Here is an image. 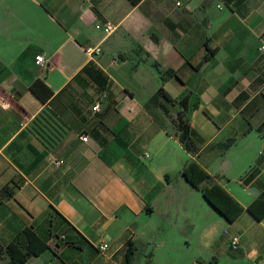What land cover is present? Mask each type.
Instances as JSON below:
<instances>
[{"label": "crops", "instance_id": "obj_1", "mask_svg": "<svg viewBox=\"0 0 264 264\" xmlns=\"http://www.w3.org/2000/svg\"><path fill=\"white\" fill-rule=\"evenodd\" d=\"M102 21L113 29L94 27ZM261 43L264 0H0V188L12 185L0 192V243L29 226L48 247L22 264H136L169 253L179 205L184 222L194 207L204 217L205 238L222 229L223 264H264V215L243 208L228 221L180 173L195 160L243 207L264 187ZM153 60L174 70L161 86L167 112L148 101ZM35 78L52 90L46 101L29 87ZM183 94L193 150L170 129ZM210 211L221 217L211 227Z\"/></svg>", "mask_w": 264, "mask_h": 264}, {"label": "trees", "instance_id": "obj_2", "mask_svg": "<svg viewBox=\"0 0 264 264\" xmlns=\"http://www.w3.org/2000/svg\"><path fill=\"white\" fill-rule=\"evenodd\" d=\"M131 3H136L138 0H129ZM227 5L236 8L242 0H223ZM155 72L159 79V85L149 97V102L154 103L162 108L165 112L167 109L160 101L162 94L163 80L174 74V70L170 67L160 68L156 61H152ZM31 91L40 99L46 101L52 94L50 87L41 78H35L29 85ZM188 95L183 94L178 98L177 102L181 109L177 110L175 116L170 117V129L175 134L176 138L187 150H193L194 145L189 140V125L187 117L184 115L183 109L186 108ZM264 125V120L258 125ZM180 173L184 178L195 188H197L203 198L226 220H233L240 211L245 208L255 218H261L264 215V187L243 207L236 199H234L220 184L215 181H209L208 173L193 159L187 160L181 167ZM205 181V182H204ZM0 192L10 195L12 185H3ZM53 237V235H50ZM49 236V237H50ZM59 236V234H56ZM59 237H63L62 235ZM55 243V242H54ZM53 243V244H54ZM48 247L47 242L41 238L31 227L23 226L16 231L13 237L4 244L0 243V254L4 253L8 264H22L29 256L37 255ZM131 250H126V262H129V254ZM202 264L201 261H197Z\"/></svg>", "mask_w": 264, "mask_h": 264}, {"label": "rangeland", "instance_id": "obj_3", "mask_svg": "<svg viewBox=\"0 0 264 264\" xmlns=\"http://www.w3.org/2000/svg\"><path fill=\"white\" fill-rule=\"evenodd\" d=\"M218 164V159L213 163L212 168ZM223 180H225L223 178ZM236 180V179H235ZM201 198L200 193H197ZM177 208L176 223L173 227H170L165 233L166 239L169 240L170 246L166 249L169 253L165 252V248L158 247L156 251L159 253L152 258H135L136 264H190L194 260H207L211 258H217L218 262L213 264H223L226 258H232L227 246L220 239L222 238V229L220 228L213 238H205L202 235L201 226L204 225V217L200 218L194 207L190 211V219L188 221L183 220V212L179 205ZM210 208V207H208ZM210 210H212L210 208ZM210 215L207 217L206 224L212 226L214 218L219 217L214 211H210ZM192 223L189 225V223ZM186 223V224H185ZM187 228V232L183 233L181 237L177 235L173 228L179 227ZM191 228V229H190ZM241 258V257H237Z\"/></svg>", "mask_w": 264, "mask_h": 264}, {"label": "built area", "instance_id": "obj_4", "mask_svg": "<svg viewBox=\"0 0 264 264\" xmlns=\"http://www.w3.org/2000/svg\"><path fill=\"white\" fill-rule=\"evenodd\" d=\"M176 3H178V1ZM94 27H96L98 29H101L105 33H108V32H110L113 29V25L109 21L96 22L94 24ZM82 48L90 56L100 52V46L98 44H85V45L82 46ZM259 48L264 50V43H261ZM34 61L38 65H44V59H43V56H42L41 53H38V54L34 55ZM104 96H105V92L103 90L100 91L99 94H98L97 99L91 105V110H98L99 109V105H100L99 101ZM80 139L81 140H86L87 139V134L86 133L80 134ZM50 160L54 164L62 163V159H60V158L52 157V158H50ZM59 236H61V234H59ZM51 237H49L48 243L53 241V239ZM237 241H238V236L236 234H233V235L230 236L229 243H230V245L232 247L236 246ZM97 246H98L99 250H104L106 248V246H107V243L105 241H102Z\"/></svg>", "mask_w": 264, "mask_h": 264}]
</instances>
